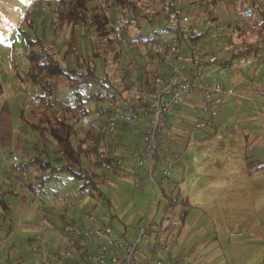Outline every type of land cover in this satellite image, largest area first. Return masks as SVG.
I'll use <instances>...</instances> for the list:
<instances>
[{
    "label": "trees",
    "instance_id": "obj_1",
    "mask_svg": "<svg viewBox=\"0 0 264 264\" xmlns=\"http://www.w3.org/2000/svg\"><path fill=\"white\" fill-rule=\"evenodd\" d=\"M177 1L30 0L24 9L21 23L26 28L33 27L34 17L38 10L51 7L55 14L54 25L61 28L66 23L73 26L80 23L97 38V43H94L96 46L90 54L74 55L77 65L72 66L65 56L71 52L74 54V49L77 51L74 30L67 41L63 57H58L52 40L48 41L39 36L30 37L25 29H22L28 39L26 50L28 66L21 73H17V77L19 82H28L34 88L32 108L24 119L41 142L38 145L36 141L32 145L33 153L28 155L24 168V170L34 172L33 179H36V184L30 180L25 183L32 191H40L44 183L53 176H60L61 172H66L78 182L69 196H74L75 191L81 196H89L85 204L76 207L77 214L68 218L62 215L59 221L77 222L81 219V214L101 206H106L105 210L101 209V214H107L108 211V218L99 216L101 220H111L110 218L113 217L109 211L111 205L109 197L100 186V180L106 172L100 165V153L106 150L110 155L114 154L108 147L106 148L107 142H112V137L117 132L123 135L132 133L138 124L133 127L118 125L116 130L107 137L102 136L99 124L105 119H114L117 123H121L124 107L148 105L146 91L156 89L162 83L169 68L163 53L157 50L154 43L149 42L150 40L156 43L169 42L167 39L160 40L156 37L161 30L175 33L170 43L178 45L183 54L188 51L192 54L194 45L203 41L206 30L204 23L217 30L223 27L222 20L217 16L216 7L232 6L240 15L244 26L229 19L226 26L230 33L226 36L228 43L225 46L229 48L235 43L234 34L235 37L242 36L241 44L233 48L230 53H224L223 57L216 58L214 55V59H209V61H220L223 65H228L233 60L246 61L250 57L264 59V0H238V5H236V0H187L193 3L194 8L203 10L205 14V17H202L198 23L199 25L189 23L187 30L181 28L185 12ZM229 16L232 19L231 13ZM156 21L161 22L162 28L152 30L151 33L143 36L140 27L145 22ZM112 29L122 32L125 39L106 38V34ZM252 32L256 34V40L246 41L244 36ZM99 42L107 44V50H112L111 57H114L117 62L122 60V56H127V53L136 56L134 59H129L117 81H113L108 75H101L95 68L93 57L99 53ZM114 45L118 46L116 50ZM132 47L137 48L136 54L133 53ZM130 60H139L138 67L129 66ZM60 80H63V84L69 88L70 98L59 104L54 98V92ZM133 86L138 89V93L131 92ZM91 101L94 107H90ZM4 102L0 107V158L3 149L8 147L12 141L9 110ZM101 141L103 144H100ZM48 143L51 144L52 149L48 148ZM126 151L131 155L130 147L123 148L121 152L125 154ZM88 154H93V165L91 166L84 164V158ZM160 160L161 156H158L155 161L156 169L161 166ZM248 161L252 166V161ZM22 165L24 166L25 163ZM161 180L158 182L160 194L165 199L164 214L158 227L150 225L147 233L152 236L156 232L158 239L162 238L170 242L180 232L188 213L189 203L187 199L180 197L177 185H173L168 192L164 187L165 179ZM170 211L173 213H168ZM163 221H165L164 225ZM52 223V228L57 229L58 223L55 221ZM67 240L77 242L69 236ZM32 241V238L28 239L27 243L30 247ZM47 243L52 246L48 240ZM177 262L178 259L175 258V264Z\"/></svg>",
    "mask_w": 264,
    "mask_h": 264
},
{
    "label": "rangeland",
    "instance_id": "obj_2",
    "mask_svg": "<svg viewBox=\"0 0 264 264\" xmlns=\"http://www.w3.org/2000/svg\"><path fill=\"white\" fill-rule=\"evenodd\" d=\"M29 1L0 0V107L5 101L12 127L11 144L3 149L0 158V264H38V255L31 250L27 242L29 238L34 239L41 232L39 227L41 221L49 224L45 230L46 239L53 247H55V242L63 245L68 244L67 236L62 235L58 229L52 228V222L61 223L62 221L59 219H62L60 218L62 215L68 218L75 214L76 207L84 198L77 191L74 194L76 197L69 196L78 182L74 181L66 172H61L60 176H53L44 183L40 191H32L25 183L30 180L36 184V179H33L34 172H29L24 168L28 155L33 153L34 142L37 141L38 145L41 144L35 131L24 119V116L28 115L32 108L34 88L28 82H19L17 77V73H21L28 66L26 33L30 37L39 36L47 40L52 39L58 57H63L69 39L64 34V30L61 32V28L54 25L55 14L51 7L38 10L34 17L33 27L26 28L21 23V16ZM236 1V5H238V0ZM177 2L185 12L181 22L183 30H187L189 23L197 25L202 17H205L203 10L194 8L193 3L187 0H178ZM233 9L232 6L224 5L215 9L217 16L222 20L221 24L224 30L223 27L217 30V28L204 23L206 30L203 41L194 45L195 54L197 51L203 52L201 59H208L211 54L220 57L224 53H230L233 48H237L241 44L242 36L235 37L234 34L235 43L229 48L225 46L228 43L226 36L230 33L226 26L229 19L244 26L240 15ZM230 13L232 19L229 16ZM73 28L76 33L77 51L74 49V54L71 52L65 57L70 65L76 66L74 55L78 53L90 54L96 46L94 43H97V38L80 23L75 24ZM161 28L160 21L145 22L140 27V32L146 36L152 30ZM22 29H25L26 33ZM174 35L175 33L171 31L161 30L156 37L160 40L167 39L170 42ZM244 38L246 41H255L257 37L252 32L246 34ZM117 48L118 46L114 45V49ZM104 49L107 53L104 52ZM98 50V55L93 57L95 68L101 75H108L113 81L118 80L129 59L136 57L127 53V56H122V60L117 62L114 57H111L112 50H107V44L103 42H99ZM132 50L134 54L138 52L135 47H132ZM119 53L122 55V51ZM258 60L262 61L261 58ZM135 61L139 64V60ZM237 63V60H233L225 68H221L217 61L208 62L206 67L210 70L213 68L222 69L220 72L213 71V74H209L210 79L214 81L217 77L225 82L229 81L228 73L236 70ZM261 74L264 75V66L261 68ZM63 83V80H60V85L56 86L54 92V98L59 104L70 98V90L67 86L61 85ZM90 107H94L93 101L90 102ZM188 124V119L181 120L180 125L170 132L171 135L177 137L174 141L179 143L180 147L185 142ZM223 132L222 130L217 132L215 137H219L218 141H215V138L209 141L194 140L187 148L186 155L201 153L205 156L212 155L215 150H225L226 142L222 138ZM47 145L49 149H52L51 144ZM229 158H213L212 156V159L210 157L203 158L189 166L192 169L212 167L215 172L224 173L227 169L226 163L231 162ZM92 159L93 154H88L84 158V164L86 166L93 165ZM181 167H183L182 164ZM242 176L244 175L241 174L239 177ZM154 177H156L155 172ZM125 179L127 182L114 181L117 187L114 184H107L105 179L101 180L103 190L105 189L106 192L109 188L114 190L113 192L108 190V196L113 201V204L109 206V211L113 215L110 219L116 229L122 228L123 222H130L134 225L138 218L134 214L142 215L144 212H148L151 206H154L156 199L158 200L157 189L151 178H146L143 191H140L135 186L136 184L133 185L132 179ZM66 193L67 196H65ZM209 198L211 199L206 200L203 193L199 191L194 192L190 198L193 207L190 220L196 219L203 212L202 226L207 229V232L200 237L202 239L196 244L194 243L195 239L178 244L177 255L184 247L185 253L181 257L182 264H264V184L253 185L246 182L245 186L241 185L238 202H234L233 208L230 207L231 202L226 201V191L223 189L211 192ZM101 209L105 210L106 206H101L94 211L98 213V216L107 219L108 211L107 214H101ZM168 213L172 214L173 211ZM163 214L160 206L151 220L154 227H158ZM83 215L81 214V219ZM147 217H141V222L144 223ZM162 224L164 225L165 221Z\"/></svg>",
    "mask_w": 264,
    "mask_h": 264
},
{
    "label": "built area",
    "instance_id": "obj_3",
    "mask_svg": "<svg viewBox=\"0 0 264 264\" xmlns=\"http://www.w3.org/2000/svg\"><path fill=\"white\" fill-rule=\"evenodd\" d=\"M106 37L121 39L125 37L117 29L110 30ZM158 51L162 52L169 68L162 83L156 88L146 91L148 105L124 107L122 122L114 119L102 120L99 124L103 137L112 134L118 125L133 127L143 121L144 132L142 141L130 147L131 157L137 166L143 168L144 176L151 178L160 196V186L154 179L155 161L158 156L165 160L159 170L162 179H166L171 167L183 164L187 148L196 140L203 130H214L212 123L217 111L224 107L230 97L236 95V90L222 81L209 82L201 75L185 76L183 63L184 54L181 48L170 42H155ZM214 59V56L209 58ZM129 66L137 68L138 63L130 60ZM131 92L138 93L133 86ZM198 96V111L186 131L185 142L170 153H165L163 143V129L168 123L169 116L189 95ZM122 152L110 155L106 150L100 153V165L107 171L126 173L123 165ZM134 176L135 172L130 171ZM88 195L79 202V207L86 203ZM138 222V221H137ZM48 223L41 221L40 234L31 243V250L38 255V264H175V253L169 241L158 239L156 232L152 236L147 228L153 225L151 216L143 223L134 227L129 225L122 232L115 231L111 220H101L92 210L86 212L77 222L64 221L56 228L64 236L76 239L53 247L46 241ZM132 229L133 234H128ZM78 243V244H77Z\"/></svg>",
    "mask_w": 264,
    "mask_h": 264
},
{
    "label": "crops",
    "instance_id": "obj_4",
    "mask_svg": "<svg viewBox=\"0 0 264 264\" xmlns=\"http://www.w3.org/2000/svg\"><path fill=\"white\" fill-rule=\"evenodd\" d=\"M62 30H64V34H66L67 37H70L74 28L72 24L66 23L61 27V32ZM49 40L52 39H48V41ZM194 52L195 50L192 54H189L188 52L184 53L183 63L185 66V76L190 77L199 74L209 82L222 81L233 86L236 90V95L227 99L224 107L218 110L216 115L213 117L212 123L214 130H203L197 138L198 140L203 141H209L211 139L214 140L215 138V141H218L219 137L215 136L219 130H222L224 131L222 138L226 142L225 150H215L212 155L208 154L205 156L201 153L198 155L191 154V156L186 155L185 161L182 164L183 167H181V164L171 167L168 171L167 178L165 181L163 180L165 182L164 187L168 192H170L171 188H173V185H177L180 197L187 199L189 203L188 213L184 219L182 227L180 228L179 234L174 238V240H170L175 257L178 259L176 264H182L181 257L185 253L184 247H182L181 251L177 255L178 244L185 243L186 241H193V239H195L194 243L196 244V242L202 239H200V237L205 235V232H207V229L202 226L203 212H201L196 219L190 220V215L193 209L190 203V198L194 192H202L204 198L208 200L211 199L209 198L211 192H217L223 189L226 191V201L229 203L231 202L230 207L233 208L235 206L234 202H238L241 185L245 186L246 182L247 184L251 183L253 185H257L258 183L260 185L264 184V75L261 74V68L264 66V59H262L261 62L253 57H250L246 61L237 60L238 63L235 66L236 70L228 73L229 81L225 82L217 77L213 81L210 79L209 74H213V71L220 72V70H222L221 68H225L227 65H223L220 61H217L221 68H213L210 70L206 67V65L208 62H212L209 61V58L215 54H211L208 59L206 58L207 60H203L201 59L203 52L197 51L196 54ZM223 55L224 54L220 57H223ZM198 108V96L193 94L183 98L181 103L170 114L168 123L163 129L165 153H170L180 147V144L175 143L174 141L177 137L171 135L170 132L180 125L181 120L188 119L189 127L198 111ZM143 132L144 125L141 120L133 132L128 135H123L120 134V132H117L112 137L113 141L110 143L107 142L106 148L108 147L111 150L110 152H114V154L121 152L125 147H132L134 144H139L142 140ZM100 144H103V141H101ZM212 156L213 158L223 157L224 159L230 157L229 159H231V162L226 163L227 169L224 173H217L212 167L199 169H192L190 167L192 163L195 164L198 160L203 158L210 157V159H212ZM248 160L252 161V166L249 164ZM164 161L165 160H163L161 156V166L154 171L156 173V177H154V179L156 178V181H162L159 170L162 166H164ZM123 165L127 169L126 173L120 174L117 171L106 170L105 176L101 180L105 179L107 180V184H114V186L117 187V184H115L114 181L127 182L125 178H130L133 180V185L136 184L135 186H137L140 191H143V187L145 186L147 180L146 178L148 177L144 176L143 168L134 163L131 155L127 151L124 154ZM130 171H134L136 176H134ZM241 174L244 176L239 177ZM108 190L109 192L114 191L112 188L107 189V192L104 189L107 196ZM157 198L158 200L156 199L154 206H151L148 212H144L142 215L134 214L138 217L136 220L138 222L135 221L134 225L130 222H123V227L119 229L115 228V231L122 232L124 228L128 227V225L130 228V226L134 227L137 223H142L140 218L143 216H151L152 220L160 206L163 210L165 202L164 197L162 195H158V191ZM109 200L111 204H113L110 197ZM78 207L79 205L77 208ZM76 213L77 210L75 214ZM131 230L132 229H130L128 234H133ZM201 244L202 242L200 245ZM57 245L58 242H55V246ZM208 249L209 248H207V250Z\"/></svg>",
    "mask_w": 264,
    "mask_h": 264
}]
</instances>
